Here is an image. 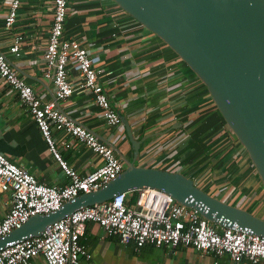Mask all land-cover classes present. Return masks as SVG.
Listing matches in <instances>:
<instances>
[{"label": "crops", "instance_id": "obj_1", "mask_svg": "<svg viewBox=\"0 0 264 264\" xmlns=\"http://www.w3.org/2000/svg\"><path fill=\"white\" fill-rule=\"evenodd\" d=\"M10 2L0 0V51L41 99L54 100V85L42 72L52 3L22 0L16 22L8 29L4 19ZM64 32L100 56V80L112 104L129 121L137 138L148 137L141 144L138 165L181 172L198 187L210 183L207 193L222 200V193L229 190L222 189L223 175L229 171L227 186L236 181L241 189L239 202L231 204L264 218V190L260 182L255 184L256 191L252 185L257 174L244 148L226 126L225 132L220 130L222 118L205 86L164 42L113 0H68ZM15 34L23 36L18 55L9 51ZM69 76L75 91L67 102H58V108L101 140L131 154L123 125H107L92 95L79 88L78 73L70 69ZM52 135L61 156L79 174L101 164L99 156L76 138L56 129ZM209 135L212 139L207 142ZM65 141L71 143L69 147ZM0 152L39 182L62 186L68 181L16 91L2 80ZM252 192L257 199L250 198ZM256 200L261 204L252 209L250 204ZM10 204L9 192H0V221ZM80 241L91 254L90 259L82 257L81 264H234L227 255L217 257L191 247L145 244L137 249L132 242L121 243L116 236L106 235L93 222H87ZM28 264L45 261L37 256ZM239 264L249 262L243 259Z\"/></svg>", "mask_w": 264, "mask_h": 264}, {"label": "built area", "instance_id": "obj_2", "mask_svg": "<svg viewBox=\"0 0 264 264\" xmlns=\"http://www.w3.org/2000/svg\"><path fill=\"white\" fill-rule=\"evenodd\" d=\"M50 1L53 14L43 52L42 72L54 85L55 99H41L1 51L0 80L16 91L20 105L30 113L68 181L62 186L39 182L33 174L0 152V192H9L11 198L10 208L0 221V238L19 228L35 214L55 211L64 202L82 193L98 190L124 167L121 158L108 143L58 108V102H67L75 91L69 76L70 69H74L80 78L79 88L92 95L93 103L100 109L105 123L113 127L122 124L120 114L100 80L103 74L100 56L90 53L78 40L65 35L68 0ZM21 2L11 0L4 19L6 28L11 29L15 24ZM22 41L23 36L15 34L9 51L18 55ZM209 101L213 103L210 95ZM221 122L220 130L225 132L223 119ZM53 129L76 138L99 156L101 164L90 172L79 174L58 151ZM211 139L209 135L207 142ZM63 144L69 147L71 143L65 141ZM229 175L228 171L223 176L227 178ZM235 183L232 182L226 192H221L226 203L239 202L236 196L241 189ZM132 192L136 193L133 200ZM257 204L261 202L253 201L250 207L254 209ZM87 222L98 224L106 235L116 236L121 243L132 242L137 249L145 244L169 248L184 246L217 257L227 255L234 264H239L243 259L248 260L249 264H264V236L236 223L220 226L204 218L196 209L179 203L163 190L149 187L121 192L109 200L80 207L48 225L40 235L7 241L0 247V264H28L37 256H42L45 264H81L82 257L91 258L80 241Z\"/></svg>", "mask_w": 264, "mask_h": 264}, {"label": "water", "instance_id": "obj_3", "mask_svg": "<svg viewBox=\"0 0 264 264\" xmlns=\"http://www.w3.org/2000/svg\"><path fill=\"white\" fill-rule=\"evenodd\" d=\"M164 42L202 82L232 137L244 148L264 190V0H113ZM130 156L107 141L123 170L101 188L82 193L47 214L31 216L0 238L7 241L40 235L76 209L121 192L161 189L220 226L236 223L264 236V218L226 203L178 171L138 165L137 138L121 116ZM105 142V141H104Z\"/></svg>", "mask_w": 264, "mask_h": 264}, {"label": "rangeland", "instance_id": "obj_4", "mask_svg": "<svg viewBox=\"0 0 264 264\" xmlns=\"http://www.w3.org/2000/svg\"><path fill=\"white\" fill-rule=\"evenodd\" d=\"M226 128L228 129V127L226 126ZM147 140V139H146ZM127 156H130V154L129 155H127ZM214 173H215V171H214ZM254 174H256V173H254ZM253 177V176H252ZM251 180H252V178H248L247 179V181H246V186H247V189H248V187H250V185H251ZM223 181H224V185H223V187H222V189H227L228 187H229V185L227 186V184H229V182H230V177H227V178H224L223 179ZM258 182H260L259 181V179H258V177H256V179H255V182H254V184L252 183V185H253V187L255 188V191L257 190V188H258V186L256 185L255 186V184H257ZM210 185V183H208L207 185L206 184H204L203 186H200L201 187V189H203L205 192H209V186ZM260 185H261V183H260ZM255 191H253V192H255ZM253 192L251 193L252 195H251V197L250 198H254V197H256L255 196V194H253ZM238 196V195H237ZM236 196V197H237ZM236 197H234V198H236ZM250 198H249V200H250ZM238 198H236V200H237ZM254 199H257V197L256 198H254ZM242 200H245V198H243Z\"/></svg>", "mask_w": 264, "mask_h": 264}, {"label": "trees", "instance_id": "obj_5", "mask_svg": "<svg viewBox=\"0 0 264 264\" xmlns=\"http://www.w3.org/2000/svg\"><path fill=\"white\" fill-rule=\"evenodd\" d=\"M224 122V121H223ZM225 124V123H224ZM226 125V124H225ZM134 198H136V193L132 192V196H131V200H133Z\"/></svg>", "mask_w": 264, "mask_h": 264}, {"label": "bare ground", "instance_id": "obj_6", "mask_svg": "<svg viewBox=\"0 0 264 264\" xmlns=\"http://www.w3.org/2000/svg\"><path fill=\"white\" fill-rule=\"evenodd\" d=\"M123 170V169H122Z\"/></svg>", "mask_w": 264, "mask_h": 264}]
</instances>
